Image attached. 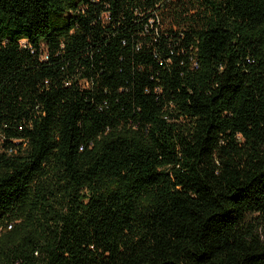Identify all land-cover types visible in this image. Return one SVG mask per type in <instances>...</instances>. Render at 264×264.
I'll list each match as a JSON object with an SVG mask.
<instances>
[{"label": "trees", "instance_id": "1", "mask_svg": "<svg viewBox=\"0 0 264 264\" xmlns=\"http://www.w3.org/2000/svg\"><path fill=\"white\" fill-rule=\"evenodd\" d=\"M0 264H264V0H0Z\"/></svg>", "mask_w": 264, "mask_h": 264}, {"label": "rangeland", "instance_id": "2", "mask_svg": "<svg viewBox=\"0 0 264 264\" xmlns=\"http://www.w3.org/2000/svg\"><path fill=\"white\" fill-rule=\"evenodd\" d=\"M53 19H58L59 21H62V19L61 18H58V17H56L55 15H53V17H52Z\"/></svg>", "mask_w": 264, "mask_h": 264}]
</instances>
